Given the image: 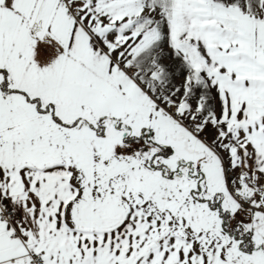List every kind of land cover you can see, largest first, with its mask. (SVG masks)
<instances>
[{
	"label": "snow or ice",
	"instance_id": "obj_1",
	"mask_svg": "<svg viewBox=\"0 0 264 264\" xmlns=\"http://www.w3.org/2000/svg\"><path fill=\"white\" fill-rule=\"evenodd\" d=\"M0 264H264V0H0Z\"/></svg>",
	"mask_w": 264,
	"mask_h": 264
}]
</instances>
